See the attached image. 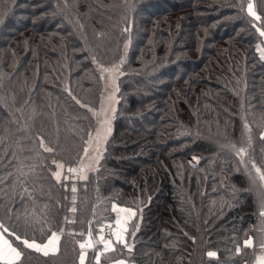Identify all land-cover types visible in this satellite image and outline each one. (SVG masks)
<instances>
[{
  "label": "trees",
  "instance_id": "obj_1",
  "mask_svg": "<svg viewBox=\"0 0 264 264\" xmlns=\"http://www.w3.org/2000/svg\"><path fill=\"white\" fill-rule=\"evenodd\" d=\"M253 2L264 15V0ZM241 4L247 0H0V205L23 217L48 203L63 220L55 201L64 189L42 165L47 157L55 168L51 154L38 155L35 134L59 140L57 159L75 155L96 121L66 89L97 108L102 79L93 57L109 66L123 55L107 152L78 189L74 227L86 231L93 205L97 218L107 217L117 200L142 209L135 264L251 262L253 250L237 255L235 246L246 232L254 243L264 238V187L232 145L247 146V121L249 156L264 163V37ZM29 167L35 171L22 175ZM64 204L71 206L70 191ZM72 247L66 234L61 253H33L27 264H70Z\"/></svg>",
  "mask_w": 264,
  "mask_h": 264
},
{
  "label": "snow or ice",
  "instance_id": "obj_2",
  "mask_svg": "<svg viewBox=\"0 0 264 264\" xmlns=\"http://www.w3.org/2000/svg\"><path fill=\"white\" fill-rule=\"evenodd\" d=\"M241 11L247 12L248 16L254 21H260L256 31L261 37H264V15L259 14L253 0H247L246 6L241 4ZM130 31V25L123 29ZM264 43V42H262ZM128 43H125V50ZM261 59H264V49L258 46ZM125 56H120L119 62L106 66L99 63L93 57V63L98 65L100 79L111 82L112 91L105 96L101 94L100 107L83 103L71 91L70 86L66 89L76 104L87 109L95 119V125H90L86 135L80 136L79 145L76 148L75 155L68 159H57L56 154L61 151L59 140L55 144L49 142L42 133H36L38 146L42 153L51 154V168L48 158L45 157L41 163L50 172L51 177L56 184L64 189L63 197H58L55 205L58 208H64L65 214L61 221L58 212H53L48 203L43 207H35L31 212H25L23 217L15 213L11 207L0 205V212L6 219H0V264H27L33 253L41 254L44 257L55 256L62 251L63 238L67 235L73 238V247L71 251L72 260L70 264H135L130 257L133 253L135 237L140 230V223L137 220L138 213L140 219L142 209L126 204H121L117 200L110 201V210L105 208L110 214L107 217L97 218V205H93L92 218L87 220V230H76L74 225L77 222V213L79 206L77 204L80 187L87 188L90 181V173L97 172L102 166L101 161L105 159L107 152L106 145L112 134V121L117 112V103L120 97L117 93L120 91L117 83L118 77L124 75L122 65L125 63ZM27 104V101H25ZM244 130L247 135V146L237 147L232 145L236 155L240 158V163L244 165L253 181H259L261 187H264V163H257L255 157H250L248 146L252 143L251 128L247 121L244 123ZM260 137L264 139V131L260 132ZM193 160L198 157L193 156ZM34 167H29L27 172H34ZM83 182V183H81ZM30 191V190H29ZM70 199L71 206L65 205L64 201ZM150 199V198H149ZM109 201H105V204ZM259 216L264 223V204L261 205ZM81 224L84 221H80ZM129 237L132 239L130 240ZM195 241V237H192ZM245 248H251L253 259L251 262L245 261L244 264H264V238L258 243H254V237L245 233L243 244L237 243L235 254H241ZM125 250L127 255H125ZM91 251V254H90ZM67 254V250L65 253ZM208 257H216L214 250L207 251Z\"/></svg>",
  "mask_w": 264,
  "mask_h": 264
},
{
  "label": "rangeland",
  "instance_id": "obj_3",
  "mask_svg": "<svg viewBox=\"0 0 264 264\" xmlns=\"http://www.w3.org/2000/svg\"><path fill=\"white\" fill-rule=\"evenodd\" d=\"M114 63H118V61H115V62H113L112 64H114ZM109 66H110V65H109ZM117 83H118V80H117ZM112 90H113V89H112L111 82H106L105 80H102V91H101V94L103 93L105 96H107L108 93H109L110 91H112ZM117 96H118V93H117ZM100 103H101V96H100V99H99V101H98L97 108L100 107ZM258 194H259L258 197L260 198L259 200H260L261 204H264V189L259 188ZM261 223H262V221H261ZM262 224H263V223H262ZM263 226H264V225H262V226L260 227V229L263 228Z\"/></svg>",
  "mask_w": 264,
  "mask_h": 264
},
{
  "label": "crops",
  "instance_id": "obj_4",
  "mask_svg": "<svg viewBox=\"0 0 264 264\" xmlns=\"http://www.w3.org/2000/svg\"><path fill=\"white\" fill-rule=\"evenodd\" d=\"M105 264H107V263H105Z\"/></svg>",
  "mask_w": 264,
  "mask_h": 264
}]
</instances>
